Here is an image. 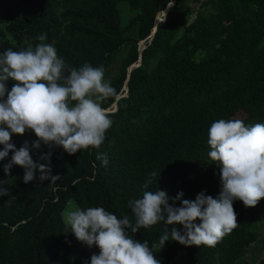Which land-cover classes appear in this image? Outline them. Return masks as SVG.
<instances>
[{
    "label": "trees",
    "instance_id": "16d2710c",
    "mask_svg": "<svg viewBox=\"0 0 264 264\" xmlns=\"http://www.w3.org/2000/svg\"><path fill=\"white\" fill-rule=\"evenodd\" d=\"M122 1L129 17L120 15ZM171 2L156 24L168 0H0V52L34 47L44 33L43 43L52 44L69 68L103 66L115 90L101 102L112 125L99 149L69 155L58 146L31 149V131L10 137L17 149L28 141L34 161L50 152L47 164L56 178L40 181L34 173L25 184L20 166L7 175L2 170L11 152L0 160V186L8 190L0 196V264H87L98 249L93 245L87 252L67 232L62 212L70 201L80 209L103 207L134 223L128 201L143 191L163 190L170 198L180 191L188 200L201 191L218 194L219 169L206 143L210 124L264 123V0H203L190 24L178 17L183 0ZM13 83L6 82L9 90ZM98 153L106 155V166ZM146 180L151 182L144 188ZM232 207L237 226L215 246L169 240L154 258L170 264L182 253L187 264H247L257 213L238 200ZM169 227L158 222L128 234L151 247Z\"/></svg>",
    "mask_w": 264,
    "mask_h": 264
},
{
    "label": "clouds",
    "instance_id": "9594fccd",
    "mask_svg": "<svg viewBox=\"0 0 264 264\" xmlns=\"http://www.w3.org/2000/svg\"><path fill=\"white\" fill-rule=\"evenodd\" d=\"M166 4L170 8L171 0ZM165 15L161 10L159 23ZM36 39L41 43L34 47L0 52V160L11 152L2 170L7 175L13 165L20 166L25 184L33 180L34 173H39L36 179L40 181L56 178L50 176L47 164L51 153H41L34 161L31 149L58 146L69 155L89 147L99 149L112 125L101 102L115 93L104 79L103 66L84 63L78 69L69 68L52 44L43 43L46 34ZM7 81L14 82L10 90ZM26 131L36 139L31 141V149L28 141L17 149L10 137ZM206 143L208 157L219 169L215 198L204 191L193 200L181 199L180 191L171 198L163 190L143 191L140 198L128 201L134 223L103 207L76 208L65 214L67 232L87 247L98 249L87 264H160L153 249H160L166 241L213 247L236 228L233 202L252 207L264 198V123L245 125L239 119H218L210 124ZM96 158L102 166L107 165L106 155L98 153ZM154 175L149 173V177ZM150 182L146 180L143 187ZM7 195L8 190L0 186V196ZM177 201L178 207L174 206ZM158 222L171 227L151 247L147 240L137 242L128 234L129 229L136 233ZM177 225L181 226L179 231Z\"/></svg>",
    "mask_w": 264,
    "mask_h": 264
},
{
    "label": "rangeland",
    "instance_id": "374dc122",
    "mask_svg": "<svg viewBox=\"0 0 264 264\" xmlns=\"http://www.w3.org/2000/svg\"><path fill=\"white\" fill-rule=\"evenodd\" d=\"M203 0H183L181 6L178 8V17L180 19H183L186 21V23L190 24L191 21L194 19L195 11L198 9L200 3ZM117 8L120 12V15L122 18H124L126 15L129 17V12L127 13V6L126 2L122 1L119 2L117 5ZM171 8V7H170ZM169 7H166L165 14L170 10ZM157 15L155 18L156 24H159ZM131 36H134L132 32H129ZM139 49L138 51H141L144 48V42L141 41L138 43ZM123 54L121 52L118 55V58ZM133 67H136L133 66ZM131 67V68H133ZM130 68V69H131ZM115 69V64H113L109 68L108 75H111L113 73V70ZM78 208L73 201H70L66 204L63 212H62V219L64 220V216L68 211H72ZM256 210V220H255V233H256V240L251 245V247L248 249L245 261L247 264H258L259 260L264 257V198H261L258 203L255 205ZM81 244H83L81 242ZM156 244V243H152ZM85 249L87 252L93 250V246L91 248L87 247L85 244ZM151 245V246H152ZM162 247L159 249L158 247L153 249V253H159L162 251ZM170 264H187L186 259L182 253H177L176 257L173 259V261Z\"/></svg>",
    "mask_w": 264,
    "mask_h": 264
},
{
    "label": "water",
    "instance_id": "95a60500",
    "mask_svg": "<svg viewBox=\"0 0 264 264\" xmlns=\"http://www.w3.org/2000/svg\"><path fill=\"white\" fill-rule=\"evenodd\" d=\"M153 31H155V30H153ZM153 31H152V33H151V36H152V35H153V33H154ZM107 112H109V111H106V113H107Z\"/></svg>",
    "mask_w": 264,
    "mask_h": 264
}]
</instances>
